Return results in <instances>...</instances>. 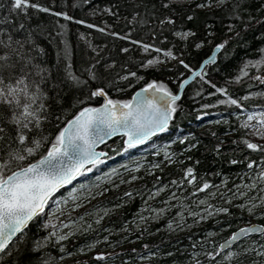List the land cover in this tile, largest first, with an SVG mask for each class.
Listing matches in <instances>:
<instances>
[{"label": "trees", "instance_id": "obj_1", "mask_svg": "<svg viewBox=\"0 0 264 264\" xmlns=\"http://www.w3.org/2000/svg\"><path fill=\"white\" fill-rule=\"evenodd\" d=\"M33 2L51 7L54 11H67L73 17L67 20L47 12L29 10L30 18L25 23V29L33 31L36 43L44 49L43 54L37 57V62L51 66L53 77L63 80L66 46L68 58L77 75L92 62V57L102 58V64L107 63L109 57L116 59L117 64L107 77L112 83L106 81L103 85L113 99H130L136 88L151 80L163 81L176 91L178 81L195 68L217 43H227L219 52L217 61L208 68L207 75L196 78L185 88L167 132L155 135L125 154L122 137H114L103 146L108 155L100 170L105 172L109 168L118 169L130 164L132 170L128 177H134L128 185L108 190L95 201L94 204H98L103 212L88 218L86 224L72 231L71 235H64L63 240L50 235L43 226L45 224L40 219L41 215L37 216L10 243V253H4L0 262L27 264L39 258L46 264H55L56 258L62 253L107 236L106 244L116 249L104 252L106 256L94 255L61 264H195V261H200V264H226L221 258L226 251L214 258L207 257L205 253L213 251L218 241L226 238L237 227L253 221L264 224V215H261L264 203L257 204L251 213L246 205L249 201L253 203L259 200L263 194L261 188L264 182H257L256 187H251V183L253 177L259 181L258 172L264 166L260 158L264 156V150L248 149L245 140L262 145L264 142L254 140L248 127L241 123L244 113L253 107H264V95L243 99L248 92L264 93V80L260 79L264 77V67L249 65L244 68L248 60H258L261 49H264V9L261 8L264 0H239L241 7L235 13L231 11L233 0H227V7L213 5L207 8L195 7L200 0H174L171 11L175 16V24L165 23L163 26L145 11L146 7H151V3H156L157 15L161 12L167 14L169 10L160 9L158 0ZM5 11L7 8L0 10V15ZM188 15L193 18L189 20ZM141 17L151 22L141 24ZM80 20L86 23L81 24ZM61 25H65L63 32ZM188 29H192L194 37L175 36V32ZM113 32L121 35L113 36ZM208 32L211 35H207ZM81 33L84 35L81 36ZM22 35L23 32L15 33L16 37ZM125 35L131 36V39H123ZM137 39L142 44H153L154 47L145 52L142 45L134 43ZM200 39L206 42L196 48L194 42ZM122 48L128 51L121 52ZM156 48H171L175 56L167 58L164 52H157ZM154 57L160 58L157 64L141 67ZM181 59L191 67L180 65L178 61ZM125 64L127 69L123 67ZM242 68L246 70L243 76L240 75ZM127 70L136 72V76L121 81L115 79L116 74L126 75ZM181 73L184 75L181 76ZM237 76H240L239 80L235 79ZM82 79L88 83L77 86L64 81L56 91L49 93L52 97L48 100L52 116L44 123L43 134H52L54 139V131L83 106L80 102L96 106L103 101L100 97L89 96L85 99L89 88L101 85L86 75ZM47 83L50 85L51 81ZM218 87H225L229 95L240 100L244 107L217 103L218 100L226 99L223 93L216 91ZM202 113H217L219 117L197 120ZM184 137L187 139H181ZM49 143L50 140L45 145ZM46 146L40 154L46 151ZM165 148L168 149L167 154ZM32 158L38 159L39 155L34 154ZM249 160L255 161L251 169L247 166ZM26 162H31V159ZM137 164L139 168L135 167ZM153 165L159 167L153 168ZM189 166L194 168L197 177L193 184L186 183L189 177L184 176ZM174 180L176 183H173ZM180 180L185 183L180 184ZM205 180L210 181L209 187L195 191ZM155 188H162L163 191L153 195ZM129 192L130 195H125ZM216 204L218 208H228V212L218 211L207 215L206 212L212 210L209 205L214 207ZM242 204L243 208L240 207ZM189 208L198 211L204 208L203 215L207 218L190 228L171 232L168 228L170 219L175 220L177 213L181 214V218L186 217ZM156 209H164V212L157 213L153 219ZM141 216L144 222H140ZM187 221L191 219L187 218ZM21 235L24 239H19ZM45 236H49L46 242L43 241ZM37 239L43 244L39 251L33 249ZM252 241L264 244V236H249L232 249L251 246ZM194 251L197 253L195 257L192 256ZM149 252L156 255L149 256ZM238 261L239 264H262L264 256H258L256 252L244 254L233 259L231 264H238Z\"/></svg>", "mask_w": 264, "mask_h": 264}, {"label": "snow or ice", "instance_id": "obj_2", "mask_svg": "<svg viewBox=\"0 0 264 264\" xmlns=\"http://www.w3.org/2000/svg\"><path fill=\"white\" fill-rule=\"evenodd\" d=\"M158 2L160 9L169 10L167 14L161 12L160 15H157V4L151 3L150 8H145L148 16L155 17L156 22L161 26L165 23L174 25L175 16L171 11L174 0H158ZM213 5L227 7V0H200V3L196 4L195 7L207 8ZM240 7L239 0H233L231 11L235 13ZM5 8L7 11L0 15V260L3 259L4 253H10V242L13 241L14 237H17V233H23L28 223L45 211V205L48 204L58 189L69 184L81 173L90 172L92 169L87 167L88 165L94 167L100 163V156L103 153L97 151L98 143L103 142L109 136L120 133L126 137L125 146L133 147L148 140L154 134L165 131L173 113L179 108L177 101L181 99L182 94L180 90L173 91L170 89L163 81L151 80L137 93H134L131 99H113L103 85L106 81L108 84L112 83L107 77L113 66L117 64L116 59L109 57L108 62L102 64V58L92 57V62L82 70L80 75H77L73 70L71 59L68 58L67 46L64 49L66 62L62 73L63 80H58L53 77L51 66L37 62V57L43 54L44 49L36 43L33 31L25 29V23L30 18V9L64 17L67 20H72L73 17L67 11H54L53 8L39 2H33V0H4V2H0V10ZM261 8L264 9V5H261ZM187 18L191 20L193 16L188 15ZM133 19L135 20L136 17L134 16ZM139 22L143 24L151 21L141 17ZM79 23L84 24L86 21L80 20ZM91 26L96 27V25ZM64 27L65 25L60 26L61 32H63ZM18 32H23L24 35L16 37L15 33ZM80 35L83 36L84 34L81 33ZM112 35L120 36L121 34L113 32ZM152 35L155 36L156 33L153 32ZM207 35H211V33L208 32ZM175 36L188 38L194 37L195 33L192 29H188L187 31L175 32ZM123 39L130 40L131 36L125 35ZM205 42V39H200L194 42V46L200 48ZM134 43L142 45L145 52L154 47L153 44H142V41L138 39ZM225 43L227 41L217 43L215 49L223 48ZM89 47L92 46L89 45ZM120 51L126 53L128 49L122 48ZM156 51L164 52L167 58L175 56L171 48H156ZM159 59V57L149 59L141 67L157 64ZM213 59H215V51L198 69H191V76L178 81L179 88L182 89L192 76L200 75L203 77L205 65ZM178 63L185 68L191 67L183 59L179 60ZM249 65L264 66V49H261L258 60H248L244 64V68H248ZM123 67L127 69L126 64ZM244 68L240 71L241 76L245 75ZM84 75L92 81H98L101 85L89 88L85 99L89 96H102L103 103L94 106L91 103L80 102L83 106L79 107L75 115L68 119L62 127L54 131V139H52V134H43V125L52 116L51 107L48 104V100L52 97L49 93L56 91L64 81L77 86L86 85L88 81L82 79ZM180 75L183 76L184 74L181 73ZM135 76L136 72L127 70L126 75L116 74L115 79L121 81L127 77ZM235 79L239 80L240 76L235 77ZM260 79L264 80V77H260ZM47 81H51V84L49 85ZM213 87L216 86L213 85ZM216 91L223 93L226 97L225 100H218L217 103L244 107L240 100L229 95L225 87H218ZM255 95H264V93L248 92L243 99ZM237 115L242 114L237 113ZM247 115L248 121L254 115L260 116L259 129L255 134L264 137V112L259 114L248 113ZM57 119L60 117L57 116ZM248 121H241V123L244 127H253ZM181 139H187V137ZM49 140L50 143L46 146L45 142ZM245 144L248 149L254 151L264 150V145L251 140H245ZM45 146L46 151L40 154ZM192 146L189 145V147ZM216 147L219 148L220 145L217 144ZM165 153H168L167 148H165ZM34 154H38L39 158H32ZM29 159L31 162H26ZM260 159L264 162V156ZM231 162L235 163V161ZM254 164L255 161L249 160L247 166L251 169ZM135 167L139 168L140 165L137 164ZM152 167L156 168L159 165ZM110 171L114 172L111 169ZM194 172L192 166L187 167L184 171V176L189 177L186 183L193 184L197 179ZM258 176L259 181L256 177L252 178L251 187H256L257 182H264V166H261ZM130 179H134V177H130ZM173 183L176 181L174 180ZM179 183L184 184L185 181L180 180ZM209 184L210 181L205 180L199 187L195 188V191L207 189ZM161 191H163L162 188H155L152 194L156 195ZM130 194V192L125 193V195ZM240 195H244V193H240ZM260 203H264V196L257 200V204ZM209 207L212 206L209 205ZM240 207L243 208L244 205L242 204ZM253 210V207L248 208L250 213ZM155 211L163 213L164 209H156ZM217 211L226 213L228 208H219ZM189 215L194 216L196 213L189 212ZM261 215H264V212ZM152 218L155 219L156 217L153 216ZM206 218V216L201 217V219ZM140 219L143 220L144 217L141 216ZM174 223L175 221L170 220L168 226L171 228ZM43 226L46 227L47 223ZM249 233H260L264 236V224H249L238 228L231 233L227 241L221 243L213 251L206 252L205 255L214 258L221 253V249H224L226 253L222 254L221 258L226 264H231L233 259L253 252H256L258 256H264V244H257L256 241H252L251 246L242 247L240 250L231 248L233 241ZM71 234V232L68 233V235ZM19 239H24L23 235ZM48 239L49 236L43 237L45 242ZM56 239L63 240L65 236L59 235L56 236ZM104 239L107 240L108 237L105 236ZM95 243L96 241H93L91 246L94 247ZM42 247L43 244L40 239H37L33 244L35 251H39ZM96 255L104 257L107 254L98 252ZM154 255L156 253L149 252V256ZM196 255L197 253L194 251L192 256L195 257ZM141 259L144 258L141 257ZM27 264H46V262L37 258L35 262L30 260ZM195 264H200V261H195Z\"/></svg>", "mask_w": 264, "mask_h": 264}, {"label": "rangeland", "instance_id": "obj_3", "mask_svg": "<svg viewBox=\"0 0 264 264\" xmlns=\"http://www.w3.org/2000/svg\"><path fill=\"white\" fill-rule=\"evenodd\" d=\"M261 112H264V107H254L244 114V121H248V113L259 114ZM248 123L253 125V127H248L251 137L256 141L264 142V137L255 134L259 129L260 116L254 115ZM135 147L136 146L126 147L124 153ZM104 162L105 159H101L100 163L96 166H89V168L92 169L90 172H83L79 178L66 187L62 193L57 194L52 198L40 218L44 224L47 223L45 228L49 231V234L55 237L66 235L80 226H83L82 224H86L88 218L95 217L100 212H103V209L98 204H94L96 200L103 196L108 190L128 185L132 181V179H129L130 177H128L132 170L130 164L127 167H121L118 169L109 168L103 172L100 168ZM110 169L114 170V172L110 171ZM81 185H83V187H81ZM73 189H75V192H73ZM261 190L263 191L262 196H264V187H262ZM246 205L248 208H254L257 205V201L253 203L248 202ZM218 206L219 205L216 204L214 207H211L212 210H206V214L209 215L218 212ZM203 211L204 208L197 211L196 215L193 216L195 222H201V217L204 216ZM157 213L158 212L154 214L155 217ZM185 218L186 217L182 216L178 221V224H173L171 228L168 226L169 230L174 228L182 230L195 223H186L184 221ZM181 220H183V222H181ZM69 221H71V223H69ZM140 222H144V219H140ZM91 244L92 243L82 247L84 249L83 251L81 250L82 248H79L77 252L72 251L62 253L56 258L55 264L70 262L74 259L88 258L96 255L98 252H111L116 249L112 246H108L105 239H97L94 247H92Z\"/></svg>", "mask_w": 264, "mask_h": 264}, {"label": "bare ground", "instance_id": "obj_4", "mask_svg": "<svg viewBox=\"0 0 264 264\" xmlns=\"http://www.w3.org/2000/svg\"><path fill=\"white\" fill-rule=\"evenodd\" d=\"M214 48V47H213ZM213 48L211 49V51L209 52V54L207 55V56H205L201 61H200V63L195 67V68H192V69H197L200 65H201V62L203 61V60H205L210 54H211V52H212V50H213ZM222 49V48H221ZM221 49L216 53V59L214 60V61H211L210 63H208L207 65H205V68H204V76H206L207 75V73H208V68L211 66V65H213L216 61H217V56H218V54H219V52L221 51ZM256 66V65H255ZM261 67V66H260ZM244 72H246V70H244ZM191 73V70L183 77V78H181V80L182 79H184V78H186L189 74ZM198 77H201L200 75H197L193 80H195L196 78H198ZM192 80V81H193ZM191 81V82H192ZM150 82V81H149ZM149 82H147V83H149ZM190 82V83H191ZM147 83H145V84H147ZM189 83V84H190ZM144 84V85H145ZM188 84V85H189ZM144 85H142V86H144ZM187 85V86H188ZM142 86H140V87H142ZM186 86V87H187ZM140 87H138V88H140ZM185 87V88H186ZM138 88H136L135 90H137ZM185 88L183 89V91H182V94L184 93V91H185ZM179 89V84L177 85V90ZM176 90V91H177ZM135 92V91H134ZM133 92V93H134ZM132 93V94H133ZM182 94H181V96H182ZM132 96V95H131ZM97 97H100L102 100H103V98L101 97V96H97ZM131 98V97H130ZM178 102V101H177ZM102 103V102H101ZM259 107V106H258ZM254 108V107H253ZM252 108V109H253ZM245 114V113H244ZM210 116H214L215 118L217 117H219V114H217V113H202V114H199L198 115V117H197V120H199V121H203V120H205V119H207L208 117H210ZM173 119V118H172ZM172 121V120H171ZM171 124V123H170ZM170 126V125H169ZM169 126H168V128H169ZM167 128V130L165 131V132H167L169 129ZM165 132H163V133H165ZM158 135V134H157ZM154 137V136H153ZM110 141V140H109ZM108 142V141H107ZM106 142V143H107ZM148 142V141H147ZM105 143V144H106ZM146 143V142H145ZM105 144L103 145V146H105ZM142 144H144V143H142ZM140 145V144H139ZM136 147H138V145H136ZM135 147V148H136ZM126 147L124 146V149H125ZM124 149H123V154H125L124 153ZM134 149V148H133ZM131 150V149H130ZM129 151V150H128ZM107 155H108V152H107ZM107 155H106V157L104 158L105 159V161H106V158H107ZM198 211V209H193V208H189V209H187V213H186V215H188V216H186V218H185V222L186 223H191V222H195L194 221V218H193V216H189V212H193V213H196ZM179 214V215H178ZM187 218H190L191 219V221L190 222H188L187 221ZM181 219V214L180 213H177L176 214V217H175V220H172V219H170L171 221H175V223H174V225H176V224H178V221ZM202 220H204V219H202ZM201 220V221H202ZM253 222H257V221H253ZM253 222H249V223H253ZM200 223V221L199 222H195V223H193L192 225H190L189 227H186V228H190L191 226H193V225H196V224H199ZM257 223H260V222H257ZM260 224H262V223H260ZM185 228V229H186ZM238 228V227H237ZM236 229V228H235ZM234 229V230H235ZM182 230H184V229H182ZM233 230V231H234ZM173 231V233H176V232H178L179 230H178V228L177 229H171V232ZM232 231V232H233ZM231 232V233H232ZM230 233V234H231ZM230 234L226 237V238H228L229 236H230ZM253 235H260V234H253ZM250 236H252V235H250ZM247 237H249V236H246V237H244V238H242V239H240L238 242H236L235 244H233L232 246H231V248L234 246V245H236L237 243H239L241 240H243V239H245V238H247ZM226 238H224V239H222V240H220V241H218V245H217V247H219V245L226 239ZM97 239H95V241H96ZM90 243H92V241L91 242H88L86 245H84V246H79V247H77V248H75V250H73V251H75V252H77L78 251V249L79 248H82V247H85V246H87L88 244H90ZM126 246V245H125ZM226 250H221V253L222 252H225ZM72 252V251H71Z\"/></svg>", "mask_w": 264, "mask_h": 264}, {"label": "water", "instance_id": "obj_5", "mask_svg": "<svg viewBox=\"0 0 264 264\" xmlns=\"http://www.w3.org/2000/svg\"><path fill=\"white\" fill-rule=\"evenodd\" d=\"M220 50V49H219ZM219 50H216L215 49V46H214V48H213V50H212V52H211V54L209 55V56H211L212 54H213V51H215V59H216V53L219 51ZM208 56V57H209ZM207 57V58H208ZM206 58V59H207ZM205 59V60H206ZM215 59H213L212 61H214ZM205 60H203L202 62H201V64L205 61ZM200 67V66H199ZM198 67V68H199ZM197 68V69H198ZM192 75V73H190L187 77H189V76H191ZM197 76V75H196ZM196 76H192V78L191 79H189L188 80V83L187 84H185L184 86H183V88L182 89H178V90H180L181 91V93H182V91H183V89L196 77ZM144 86H142V87H140V88H138L137 90H135V92L134 93H137L140 89H142ZM133 93V94H134ZM133 94H132V96H133ZM132 96H131V98H132ZM102 97V96H101ZM103 98V97H102ZM130 98V99H131ZM102 103H103V101H102ZM101 104V103H100ZM99 105V104H98ZM174 114V113H173ZM172 118H173V116H172ZM71 119V118H70ZM172 120V119H171ZM171 120H170V122H169V125H170V123H171ZM167 130V129H166ZM165 130V131H166ZM165 131H163V132H165ZM163 132H161V133H163ZM157 134H160V133H156V134H154L153 136H155V135H157ZM152 136V137H153ZM114 137H122L123 138V145L125 146V144H124V140L126 139V137L124 136V135H122V134H120V133H117V134H115V135H113V136H109L107 139H105V140H103V142H101V143H98L97 144V151L98 152H101V153H103V155L102 156H100V160L101 159H104L105 157H106V155H107V151L103 148V145L107 142V141H109L110 139H112V138H114ZM152 137H150L148 140H146V141H143L142 143H145V142H147V141H149ZM142 143H140V144H142ZM137 145H139V144H137ZM136 146V145H135ZM126 147V146H125ZM89 166H91V165H88L87 167H89ZM82 174V173H81ZM79 178V176L78 177H75L72 181H70L69 182V184H67V185H63L60 189H58L57 190V192L56 193H54L53 194V197L56 195V194H58V192L59 191H61L62 189H64L65 187H68L71 183H73L75 180H77ZM52 197V198H53ZM52 198H50V200H49V202L52 200ZM49 202H48V204L47 205H45V210H46V208L48 207V205H49ZM43 213H41V214H39L38 216H40V215H42ZM31 222V221H30ZM29 222V223H30ZM29 223H28V225H29ZM249 224H256V225H259L260 223H257V222H253V223H246V224H244V225H242V226H240V227H244V226H246V225H249ZM27 225V226H28ZM26 226V227H27ZM240 227H238V228H240ZM238 228H236L234 231H236ZM233 231V232H234ZM19 233H17V235H18ZM253 234H260V233H249V234H247L246 236H250V235H253ZM231 235V234H230ZM246 236H241L238 240H235V241H233L232 242V244H231V246L233 245V244H235L236 242H238L240 239H242V238H244V237H246ZM16 237H14V239H15ZM13 239V240H14ZM227 239L228 238H226L223 242H225V241H227ZM12 242V241H11ZM10 242V243H11ZM222 242V243H223ZM221 250H224V249H221ZM0 264H5V263H0Z\"/></svg>", "mask_w": 264, "mask_h": 264}]
</instances>
